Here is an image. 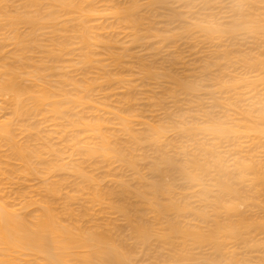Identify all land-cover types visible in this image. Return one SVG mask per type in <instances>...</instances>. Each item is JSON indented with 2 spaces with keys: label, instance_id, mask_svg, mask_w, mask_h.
Segmentation results:
<instances>
[{
  "label": "bare ground",
  "instance_id": "obj_1",
  "mask_svg": "<svg viewBox=\"0 0 264 264\" xmlns=\"http://www.w3.org/2000/svg\"><path fill=\"white\" fill-rule=\"evenodd\" d=\"M0 264H264V0H0Z\"/></svg>",
  "mask_w": 264,
  "mask_h": 264
},
{
  "label": "rangeland",
  "instance_id": "obj_2",
  "mask_svg": "<svg viewBox=\"0 0 264 264\" xmlns=\"http://www.w3.org/2000/svg\"><path fill=\"white\" fill-rule=\"evenodd\" d=\"M47 127H48V129H49V127H51V125L49 124ZM32 179H33V178H32ZM32 179H30V180L32 181ZM34 180H35V178H34ZM31 181H30V182L24 181V183H23V182H21V185H17V186H15V187H13V188H12L13 190H12V189H11V190H10V189H8V192H9V194H11V191H12V193H13V191L15 190V192H14V193H16V194H14V196H15V195H17V193H18V195H19V193H20V192H18L19 190L21 191L23 188H24V189L26 188V190H24V189H23V190H24V192H25V191H26V192H29V190H30V189H32L33 187H32V188H30V189H29V188H27V187L34 186V185H35V183H36L37 185H39V184H38V183H39V181H38V183L36 182L37 180L33 181V182H35L33 185H32V184L30 185V183H33V182H31ZM26 182H27V183H26ZM23 185H25V187H24ZM28 185H30V186H28ZM37 185H35V186H34V187H35V189H36V186H37ZM21 186H22L23 188H22ZM26 186H27V187H26ZM20 187H21V188H20ZM37 187H38V186H37ZM16 188H17V189L19 188V189H18V190H16ZM23 190H22V191H23ZM32 190H34V189H32ZM16 191H17V192H16ZM30 192H31V190H30ZM21 193H22V192H21ZM11 195H13V194H11ZM18 195H17V198L19 197ZM14 196H12V197H11V198H12V199L10 200L11 202H12V201H14V200H13V199H14V198H13ZM15 198H16V196H15Z\"/></svg>",
  "mask_w": 264,
  "mask_h": 264
}]
</instances>
